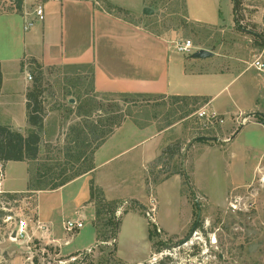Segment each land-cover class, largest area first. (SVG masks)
I'll list each match as a JSON object with an SVG mask.
<instances>
[{
	"label": "rangeland",
	"instance_id": "obj_1",
	"mask_svg": "<svg viewBox=\"0 0 264 264\" xmlns=\"http://www.w3.org/2000/svg\"><path fill=\"white\" fill-rule=\"evenodd\" d=\"M238 1L237 11L233 0H112L123 8L106 3L134 25L173 43L190 40L194 51L213 53L206 59H190L193 53L176 50L171 53L173 64L184 61L188 72H208L193 84L186 80L185 89L209 95L213 105L208 109L201 98L99 95L90 69L48 71L43 81L45 107L47 114L60 112L65 141L45 146L39 170L46 177L29 179V188L48 189L55 180L70 179L92 168L94 144L105 133L112 134V125L118 123L121 127L128 122L127 130L130 125L150 128L155 137L145 146L149 143V156L157 149L160 154L149 164L136 150L101 169L103 178L108 176V181L103 180L107 195L119 199L109 201L118 203L115 214L98 224L101 238H110L107 243L94 234L92 209L87 204L81 211L84 228L73 234L63 228L71 217L64 205L87 198L83 181L62 193L40 196L43 211L50 213L51 207H58L52 214L53 233L72 239L69 252L83 250L71 256L61 255L59 247L38 235L31 242L11 240V233L23 220L35 231L38 195H0V264H160L167 257L166 264H264V125L260 123L264 74L252 66L260 57L258 49L264 46V0ZM148 8L153 15L144 14ZM13 15L22 20L24 30L22 14L14 10ZM5 42L0 35V45ZM261 61L264 63V54ZM27 69L32 87L34 75ZM212 110L222 113L217 112L223 123L199 116L201 111ZM4 111L0 108V123ZM24 112V107L22 112L16 107L18 116ZM92 126L99 128L96 142L89 134ZM53 130L50 122L47 134ZM168 148L179 154L163 157ZM22 177V166H9L7 189L22 187ZM116 220H120L118 230L110 223L105 225ZM197 221L201 227L192 231ZM90 243L88 253L84 249ZM159 243L164 244L162 253L156 252ZM72 257L78 260L72 262Z\"/></svg>",
	"mask_w": 264,
	"mask_h": 264
},
{
	"label": "crops",
	"instance_id": "obj_2",
	"mask_svg": "<svg viewBox=\"0 0 264 264\" xmlns=\"http://www.w3.org/2000/svg\"><path fill=\"white\" fill-rule=\"evenodd\" d=\"M107 2L112 3V0H25L23 12L32 13L38 4H43L46 14L45 20L37 23L29 31L22 30V20H19L18 16H15L16 14L13 15L14 10L5 11L0 16V35L6 40L0 45V63L3 75L0 108L5 109L4 121L0 125L11 126L24 135L32 130L26 114V94L30 87L25 72L28 70L30 60H36L42 66L45 74L55 69H72L82 72L90 69L94 91L99 95H126L133 98H201L208 109L212 107L213 99L209 95L201 92L192 93V88L185 89L186 80H190L192 83L195 78L204 77L208 72L197 69H190L191 71L188 72L186 63L181 59V62L177 61L173 64L171 61V53L175 50L173 41L152 33L144 27L134 25L117 14L115 10L108 9ZM111 5L119 7L113 3ZM258 50L261 57L264 54V46ZM195 52L197 51L193 53ZM190 59L192 58L190 57ZM22 64H25L24 70ZM16 107L20 112L24 107L25 112L18 116ZM212 111L215 112V110ZM50 122H53L54 130L51 135H48ZM62 123L63 120L58 110L47 114L41 133L42 145L38 159L30 162L7 163L3 190L5 194L12 195L27 192L36 193L38 195L37 225L44 227L39 230L37 225L35 226L38 239L59 247L61 255L71 256L81 253L83 250L69 252L67 247L72 244V239H69L68 236L61 238L58 234L53 233L52 214L58 211V207H51L50 213L43 211L39 203L40 196L62 193L68 187L83 181L84 187L87 188V198L80 203L72 199L68 205H64V209H69L70 218H73H69V221L85 223L81 211L87 204L92 209L93 215L90 220L94 226V234L98 238V229L94 225L97 207L91 201V182L93 181L95 186L104 193L108 201L119 200L112 199L107 195L108 191L103 180L108 181V176L103 178L104 174L101 169L121 155L136 150L142 152L144 163L150 164L153 159L159 156L160 152L157 149L153 155L149 156L151 153L150 150H147L149 143L145 146V142L149 141L150 137H155L152 136L150 128L130 125L131 128L127 130L128 122H125L121 127H115V131L99 147L94 144L92 149L94 165L92 164V168L82 172V175L75 179H67L68 183L58 189L43 187L31 189L28 187L29 179L37 181L38 178L42 179V176L39 175V165L43 160L45 146L51 147V145L65 141V129ZM98 129L93 126L89 132V134H93L94 141L96 140L95 135L100 133ZM124 131L128 132L125 134ZM141 138H143L142 141H139ZM136 140L138 141L135 142ZM228 140L225 139V141ZM9 166L14 168L22 166V187L7 189ZM64 230L70 234L80 231L69 232L65 228ZM92 244L90 243L84 250H91ZM140 263L141 261L138 262V264ZM12 264L17 263L13 262Z\"/></svg>",
	"mask_w": 264,
	"mask_h": 264
},
{
	"label": "trees",
	"instance_id": "obj_3",
	"mask_svg": "<svg viewBox=\"0 0 264 264\" xmlns=\"http://www.w3.org/2000/svg\"><path fill=\"white\" fill-rule=\"evenodd\" d=\"M10 1L14 4L15 10L18 13L23 12V6H24L25 0H10ZM233 1L235 4V10L237 11V6H238L239 1L238 0H233ZM3 4H4L3 0H0V6ZM29 67L32 69V73L34 75V83H33V86L28 89V92L26 94V109H27L28 123L32 127V130L27 135H24L21 132L15 130L11 126L0 125V161L3 162L4 165H6L9 162L34 161L38 159L40 151H41V145H42L41 133L43 131L44 121L47 116V110H46L45 101H44L45 90L43 88V81L45 78V73L43 71L42 66L36 60H30ZM24 68H25V64H22V69L24 70ZM2 84H3V75H2V69H1V64H0V93L2 89ZM195 101L198 102L199 100L195 99ZM260 123L264 125V117L262 118ZM112 126H113L112 130H113V128L119 127L120 123L112 125ZM81 135H82V132L81 134H79V136ZM95 136L97 139L100 137V134L97 133V135ZM108 136L106 135V133L104 134L102 141L99 144H97L98 147L106 141ZM78 139H81V138L79 137ZM86 148L88 149L89 147H86ZM86 150L82 153V155L87 156ZM166 150L167 152H165L163 157H165L166 155L169 157H172L177 153L172 148H168ZM153 165H152V169H154ZM154 172H155V169H154ZM39 175L42 176V178L46 177V173L40 172ZM80 175L82 174L81 173L74 174L70 179H75L76 177H79ZM67 183H68L67 179L61 180L60 182H57V183L55 180V184L51 186V189H58L60 187L65 186ZM90 194H91V201L94 202L97 207L96 219L94 221V225L98 229L99 221H104L106 216H111L115 214L116 210L118 209V203L107 201L102 191H100V189L97 188V186H95L93 181L91 182ZM6 195H9L8 197H13L11 196V194H6ZM128 213L129 212H126L125 214L127 215ZM109 223H110V226L112 225L115 228L117 227V230H118L120 220H116V222H113V223L107 222L105 223V225H109ZM200 227L201 225L199 221H197L194 224L192 231H197L198 229H200ZM106 232H108V229ZM100 233L101 232L98 230V237H99L100 242L101 243L109 242L110 238L107 235L101 238L102 236L100 235ZM154 234L158 235L157 231ZM163 247H164V244L159 243L157 246L156 252L162 253V251L165 249ZM166 259H169V258L167 257L163 259V261H161L160 264H166Z\"/></svg>",
	"mask_w": 264,
	"mask_h": 264
},
{
	"label": "built area",
	"instance_id": "obj_4",
	"mask_svg": "<svg viewBox=\"0 0 264 264\" xmlns=\"http://www.w3.org/2000/svg\"><path fill=\"white\" fill-rule=\"evenodd\" d=\"M55 1H60V0H55ZM3 5L0 6V12L6 9H11L15 10L14 4L10 0H3ZM16 11V10H15ZM23 19H24V30L29 31L31 28H33L37 23L43 22L46 18L45 14V8L43 4H38L32 11V13H27V12H21ZM33 15V16H31ZM33 17V18H32ZM175 50L178 53L182 54H192L194 52V45L190 40L182 41V42H175L174 43ZM252 66L257 69L260 73L264 74V63L261 61V57L257 58ZM26 76L28 81L32 80V76L27 72L26 70ZM199 116L201 118H207L210 122L214 121H220L223 123V120H220L218 117L219 115L216 112H206V111H201L199 113ZM6 178V172H5V165L3 162L0 161V195L5 194L3 190V185L5 182ZM153 211V210H152ZM151 211L147 210L146 214L153 220L155 219L151 216ZM84 227V222L82 221H68L64 224V228L71 232L75 230H80ZM37 229H44L41 225L37 226ZM15 234V237L13 238V235ZM11 240L15 241H20V242H31L35 236H36V229L35 231H30V227L27 224L26 221H21L16 228L13 230L11 233ZM91 250H88V253H90ZM78 260V257H72L71 261L75 262ZM63 263V262H62Z\"/></svg>",
	"mask_w": 264,
	"mask_h": 264
},
{
	"label": "water",
	"instance_id": "obj_5",
	"mask_svg": "<svg viewBox=\"0 0 264 264\" xmlns=\"http://www.w3.org/2000/svg\"><path fill=\"white\" fill-rule=\"evenodd\" d=\"M144 14L145 15H153L154 12L151 9L148 8V9H145ZM212 56H213V53L202 49V50H199V51L193 53L190 57L192 59H206V58H209V57H212ZM71 102L73 103L74 100H71ZM14 237H15V234L13 235V238Z\"/></svg>",
	"mask_w": 264,
	"mask_h": 264
}]
</instances>
